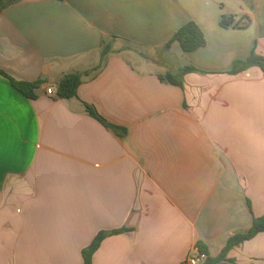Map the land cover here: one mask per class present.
<instances>
[{
    "label": "crops",
    "instance_id": "0c3cea01",
    "mask_svg": "<svg viewBox=\"0 0 264 264\" xmlns=\"http://www.w3.org/2000/svg\"><path fill=\"white\" fill-rule=\"evenodd\" d=\"M231 13L243 27H223ZM207 43L164 44L188 21ZM77 95H56L91 70ZM264 0H19L0 12V264H188L264 214ZM185 65L183 86L160 79ZM41 80L24 96L3 73ZM52 86L54 94L46 89ZM93 105L116 129L88 114ZM198 264H207L201 261ZM214 264H264V231Z\"/></svg>",
    "mask_w": 264,
    "mask_h": 264
},
{
    "label": "trees",
    "instance_id": "16d2710c",
    "mask_svg": "<svg viewBox=\"0 0 264 264\" xmlns=\"http://www.w3.org/2000/svg\"><path fill=\"white\" fill-rule=\"evenodd\" d=\"M18 1L19 0H0V12L3 11L9 5ZM244 18L246 17L236 20L233 14L223 13L221 16L220 24L223 27H230V26L243 27L249 23V20L242 23V19ZM174 42H178L181 48L185 52H188L205 46L207 40L199 24L191 20L185 23L184 25H182L171 35V37L164 44V48L166 49L170 48V46ZM112 51H113L112 43L105 41V39L103 38L101 44V59L99 64L93 67L91 70L74 71L64 74L57 84L56 95L60 98H65V99L76 96L78 92V88L84 80V76L91 75V73L98 71L106 61V58L109 55V53H111ZM252 66H259L264 71V57L258 55L255 52V50L252 51L251 55L248 58L244 60L235 61L230 73L237 74L241 71L247 70ZM195 71H199V69L193 65H185L176 72L167 71L164 74H159V77L161 80L165 82L174 85L183 86L185 75L189 72H195ZM3 74H5L11 80L13 86L17 88L24 96L31 99L37 98L38 94L36 90L40 87L42 83L41 80L26 81V80L16 79L6 73ZM84 106L88 114L97 118L105 126L116 129V126L109 123L105 118H103L93 105L84 102ZM124 231H127V229L119 228L108 231L107 230L99 231L92 240V242L87 247H84L82 249L83 264H92L93 254L96 252V250L101 245V242L107 236L111 234L121 233ZM263 231H264V214L254 218L251 228L246 233L236 234L235 236L231 237L227 242L226 246L224 247L223 252L219 256L213 257L211 259L207 258L206 259L207 264H214L220 261L222 259L223 253H225L229 248L245 240L251 239L257 233ZM198 245L201 250L207 253L206 248L201 243H199Z\"/></svg>",
    "mask_w": 264,
    "mask_h": 264
},
{
    "label": "built area",
    "instance_id": "2783aa9c",
    "mask_svg": "<svg viewBox=\"0 0 264 264\" xmlns=\"http://www.w3.org/2000/svg\"><path fill=\"white\" fill-rule=\"evenodd\" d=\"M46 92L48 94H54L55 90L52 86H48L46 89ZM208 258V254L200 249L199 245H195L187 257V263L188 264H198L201 261H206Z\"/></svg>",
    "mask_w": 264,
    "mask_h": 264
},
{
    "label": "rangeland",
    "instance_id": "374dc122",
    "mask_svg": "<svg viewBox=\"0 0 264 264\" xmlns=\"http://www.w3.org/2000/svg\"><path fill=\"white\" fill-rule=\"evenodd\" d=\"M177 46H175L174 48H172L171 52L168 54L170 57H178L179 58V62H182L185 60V56L184 55V50L181 48L180 44H176Z\"/></svg>",
    "mask_w": 264,
    "mask_h": 264
}]
</instances>
